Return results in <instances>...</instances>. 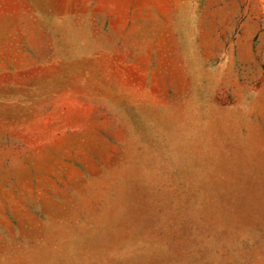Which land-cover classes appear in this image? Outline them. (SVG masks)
Segmentation results:
<instances>
[{
    "label": "rangeland",
    "instance_id": "1",
    "mask_svg": "<svg viewBox=\"0 0 264 264\" xmlns=\"http://www.w3.org/2000/svg\"><path fill=\"white\" fill-rule=\"evenodd\" d=\"M0 264H264V0H0Z\"/></svg>",
    "mask_w": 264,
    "mask_h": 264
}]
</instances>
